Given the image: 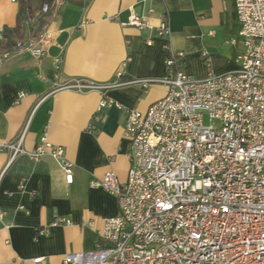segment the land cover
I'll list each match as a JSON object with an SVG mask.
<instances>
[{"label":"crops","instance_id":"0c3cea01","mask_svg":"<svg viewBox=\"0 0 264 264\" xmlns=\"http://www.w3.org/2000/svg\"><path fill=\"white\" fill-rule=\"evenodd\" d=\"M32 3L37 7L39 0ZM150 7L154 12L148 14ZM19 10L20 0H0V29L14 26ZM132 13L146 15L154 28L125 24ZM162 15L170 23L166 36L155 28ZM46 25L51 42L43 55L13 49L0 67V146L23 136L24 148L32 150L46 136L74 162L73 180L48 154L12 160L9 151H0L4 264H64L65 254L94 249L105 218L120 212L118 198L91 182L108 171L127 180L132 148L126 111L100 107L99 91L82 93L60 84L73 78H164L170 48L185 52L177 66L192 77L224 74L238 68L243 49L236 0H56ZM166 92L161 82L148 88L126 83L106 95L123 107L146 111Z\"/></svg>","mask_w":264,"mask_h":264},{"label":"built area","instance_id":"2783aa9c","mask_svg":"<svg viewBox=\"0 0 264 264\" xmlns=\"http://www.w3.org/2000/svg\"><path fill=\"white\" fill-rule=\"evenodd\" d=\"M236 8L243 49L234 71L192 77L177 66L185 52L170 48L164 78H73L59 85L99 91L100 107L125 109L132 148L126 181L108 171L91 182L118 198L120 212L105 218L94 249L67 253L64 264H264V0H236ZM47 11L45 4L41 12ZM125 24L154 28L137 13ZM155 28L159 36L169 35V18L162 15ZM50 42L45 25L38 39L28 36L14 49L41 56ZM10 55L0 54V67ZM154 82L164 83L167 92L146 111L123 107L106 95L126 83L148 88ZM3 150L12 160L48 154L73 180L74 162L46 136L32 150L24 148L23 136L0 146Z\"/></svg>","mask_w":264,"mask_h":264},{"label":"trees","instance_id":"16d2710c","mask_svg":"<svg viewBox=\"0 0 264 264\" xmlns=\"http://www.w3.org/2000/svg\"><path fill=\"white\" fill-rule=\"evenodd\" d=\"M48 5L47 12H41L43 6ZM56 0H39L37 7L32 0H20V10L14 26H4L0 37V54L12 51L27 36L38 37L43 27L48 23L55 7Z\"/></svg>","mask_w":264,"mask_h":264},{"label":"rangeland","instance_id":"374dc122","mask_svg":"<svg viewBox=\"0 0 264 264\" xmlns=\"http://www.w3.org/2000/svg\"><path fill=\"white\" fill-rule=\"evenodd\" d=\"M204 122L205 123H209V120H208V117L207 116H205V118H204ZM218 123L216 122V125H217Z\"/></svg>","mask_w":264,"mask_h":264}]
</instances>
